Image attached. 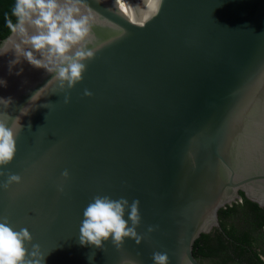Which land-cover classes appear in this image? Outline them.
Wrapping results in <instances>:
<instances>
[{
	"label": "water",
	"instance_id": "1",
	"mask_svg": "<svg viewBox=\"0 0 264 264\" xmlns=\"http://www.w3.org/2000/svg\"><path fill=\"white\" fill-rule=\"evenodd\" d=\"M123 1L78 0L94 57L71 88L0 56V122L17 129L3 171L21 177L0 188V218L46 264H202L193 243L220 208L239 191L264 205V0ZM96 195L139 201V243L80 245Z\"/></svg>",
	"mask_w": 264,
	"mask_h": 264
},
{
	"label": "clouds",
	"instance_id": "2",
	"mask_svg": "<svg viewBox=\"0 0 264 264\" xmlns=\"http://www.w3.org/2000/svg\"><path fill=\"white\" fill-rule=\"evenodd\" d=\"M160 3L162 0H157L154 12L158 11ZM119 7L124 9V4L119 3ZM11 15L16 18L15 23L7 13L5 23L13 37L18 39L10 37L0 43V56L9 51L14 54V58L8 61L9 73L23 60L34 68L53 73L61 88L65 82L71 88L82 79L86 68L83 61L93 58L94 50L84 46L90 32V16L81 13L78 0H15ZM23 71V67H19L15 74L20 75ZM0 87H7V80L2 77ZM85 94L91 93L85 90ZM67 99L65 96V102ZM0 100L11 101L12 98L0 97ZM16 131V128L0 122V176L7 177L0 183V188L21 180L19 175L3 171V166L14 158L16 152ZM61 175L67 178L69 173L64 170ZM58 190L63 191V186L58 185ZM138 206V200L129 203L124 197L94 196L82 212L78 236L80 245L103 249L109 238L116 248L121 247L125 238H134L139 243L141 236L136 227L141 216ZM149 231H152L151 227ZM31 240L26 228L15 231L6 217L0 218V264H46L40 246L31 244ZM28 244H31L30 249ZM152 259L154 264H167L168 255L154 252Z\"/></svg>",
	"mask_w": 264,
	"mask_h": 264
},
{
	"label": "trees",
	"instance_id": "3",
	"mask_svg": "<svg viewBox=\"0 0 264 264\" xmlns=\"http://www.w3.org/2000/svg\"><path fill=\"white\" fill-rule=\"evenodd\" d=\"M15 0H0V41L2 38L8 35L10 29L7 27L5 23V13L13 20L15 23L16 18L11 15V9L14 6ZM243 196V192H241ZM240 204L233 203L232 205H227L226 207L220 208L218 210V217L220 221L221 230L218 228L212 229L208 233H202L200 236L194 241L192 252L196 259L200 261L202 264H206L207 260L208 264H233L234 260L233 254L235 253L236 247L234 245V239L239 240L240 243L248 244L250 238V233L257 229H253L251 231L240 230L234 228L233 225H226V219L231 217L238 211ZM240 208L246 210H261L262 208L257 205V203L248 200L243 197V204ZM245 216H248L245 213ZM255 226H261L262 222H258L254 224ZM238 236H237V235ZM264 235V233H263ZM249 247V245H248ZM248 247H240L245 248V251L248 252V257L250 258V264H259L264 263L259 255L254 251H250ZM251 252V253H249ZM240 258L244 257V253L240 252ZM256 258V259H255ZM236 262V261H235ZM242 262L239 261V264Z\"/></svg>",
	"mask_w": 264,
	"mask_h": 264
},
{
	"label": "flooded vegetation",
	"instance_id": "4",
	"mask_svg": "<svg viewBox=\"0 0 264 264\" xmlns=\"http://www.w3.org/2000/svg\"><path fill=\"white\" fill-rule=\"evenodd\" d=\"M242 191H239V196L236 199L235 202L236 204H240L238 205V211L233 214L231 217H228L226 219V225H233L234 228L240 229V230H247V231H251L253 229H257L255 231H252L250 233V240L248 242V244H243L240 243L239 240L234 239V245L233 246H237L235 253L233 254V258L234 260L232 262H234L233 264H239V261H241V264H250V258L248 257V252L245 251V248H240V247H248V249L250 251H254L255 253H257L260 257V259L264 262V205L261 206L257 203V205L259 207H261V210H246L243 208H240V206H242L243 204V197L247 198L246 195L243 192V196L241 195ZM248 199V198H247ZM250 200V199H248ZM251 201V200H250ZM254 202V201H252ZM232 203V204H233ZM256 203V202H255ZM231 204V205H232ZM245 213H247L248 216H245ZM218 222H219V226H215L214 228H218L219 230H221V226H220V221H219V217H218ZM258 222H262L261 226H255V223ZM211 229V230H212ZM237 235V234H236ZM238 236V235H237ZM240 252L244 253V257L240 258L239 255L241 254ZM251 253V252H249ZM256 259V258H255ZM236 261V262H235ZM206 264L207 260L205 261ZM259 264H264V263H259Z\"/></svg>",
	"mask_w": 264,
	"mask_h": 264
},
{
	"label": "bare ground",
	"instance_id": "5",
	"mask_svg": "<svg viewBox=\"0 0 264 264\" xmlns=\"http://www.w3.org/2000/svg\"><path fill=\"white\" fill-rule=\"evenodd\" d=\"M120 3H123L121 0H119ZM124 4V3H123ZM124 10H131L130 8L128 9V5L124 4Z\"/></svg>",
	"mask_w": 264,
	"mask_h": 264
},
{
	"label": "rangeland",
	"instance_id": "6",
	"mask_svg": "<svg viewBox=\"0 0 264 264\" xmlns=\"http://www.w3.org/2000/svg\"><path fill=\"white\" fill-rule=\"evenodd\" d=\"M123 3H124V1L123 0H121ZM126 5H128V4H126Z\"/></svg>",
	"mask_w": 264,
	"mask_h": 264
}]
</instances>
